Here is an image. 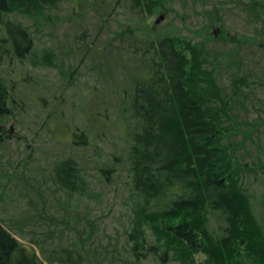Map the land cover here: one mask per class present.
Here are the masks:
<instances>
[{"label": "trees", "instance_id": "obj_1", "mask_svg": "<svg viewBox=\"0 0 264 264\" xmlns=\"http://www.w3.org/2000/svg\"><path fill=\"white\" fill-rule=\"evenodd\" d=\"M173 1L115 0L117 26L95 46L97 76L125 61L135 71L121 81L113 106L126 153L119 161L105 154L98 168L106 183L121 178L126 193L127 209L112 228L109 211L96 213L102 193L76 157L62 154L41 166L31 165L32 148L19 160L5 154L8 121L30 105L18 97L25 82L16 66L55 69L69 76L61 94L71 88L93 46L87 28L75 24L79 33L64 50L38 47L37 35L46 27L52 35L87 6L98 12L104 0H0V264H264V0H234L252 34L231 35L218 47L158 31L150 20L167 16ZM219 8L204 11L202 30L224 33ZM98 17L102 27L111 18ZM70 52L82 57L64 69ZM35 79L42 91L31 99L53 97L44 127L54 140L49 126L61 108ZM94 96L106 107L79 110L83 123L68 118L73 127L62 139L73 146L89 145L93 125L108 124L109 100Z\"/></svg>", "mask_w": 264, "mask_h": 264}, {"label": "rangeland", "instance_id": "obj_2", "mask_svg": "<svg viewBox=\"0 0 264 264\" xmlns=\"http://www.w3.org/2000/svg\"><path fill=\"white\" fill-rule=\"evenodd\" d=\"M115 0H104L102 7H99L97 12L94 7L87 6L85 8V13L81 15L74 21H68L61 25H57L52 31V35L47 34L49 29L46 27L41 34L37 37V46H56L61 45L63 50L70 45H73L74 35L79 33V29H76L74 25L79 24L85 26L88 30V36L85 37V42L92 43L91 51L89 56L84 58V61L79 65L82 53H69L64 61V69L67 68L69 63H72V68L77 64V73L74 75V84L71 88H67L61 94L62 85L61 83L65 80H69V76L66 74L64 78L58 74L55 69H36L31 70L26 64L22 66H16L17 75H22L25 84L18 90V97L21 102H29V107L27 110L19 115L14 121H8L6 125V132L10 135L7 145L8 148L5 154H10L16 160L23 158L30 148L33 149V163L44 166L49 161L58 157L59 155L71 154L80 161L81 166L85 169L87 176L93 184V188L97 192L102 193L100 197V203L95 205L96 213L107 214L105 217L106 222L112 225V228L118 227V222L115 218L117 216H122L126 211V193L124 192L123 186H121V178L113 180L117 172H112V175L108 174L113 180L111 183H106L100 180L98 168L100 167L101 160L104 155H112L114 160H121L126 153L127 142L122 140L121 133L118 130L116 124V117L114 112V104L119 101V96L117 90L124 89L125 84L121 81L126 77L129 81L132 76H134L135 71L130 68L132 67V61H125L124 64L116 66L114 69L112 67V72L106 71L104 77L97 76L96 70L92 68L95 66V46L102 45L104 40L110 36L109 29L116 28V22L113 17H116L112 7ZM88 3V2H87ZM223 3V4H222ZM220 7L218 14L221 16L224 33L219 27H213L208 31L202 30V26L205 23L206 16L204 11L212 10L213 6ZM116 11L120 14L117 16L119 20L124 17L121 15L123 11L122 8H116ZM101 14L103 19L110 15V20H106V27H102V22L98 19V15ZM163 16L155 25L158 31L167 34L182 35L187 38H205L208 40L210 45L219 46L223 39L229 38L231 35H237L239 38L242 35H251L252 26L246 23V14L242 6L234 3V0H175L171 4V10L167 16L163 14H157L153 17L150 22L153 24L155 20ZM205 16V17H204ZM24 24L27 22L22 20ZM75 32V33H74ZM74 33V34H73ZM223 33V35H222ZM209 36V37H208ZM105 57L110 61H113V53L108 50L104 53ZM74 57L73 62H70ZM31 70V71H30ZM31 72V74H25ZM25 74V75H24ZM111 74V75H109ZM35 75V76H34ZM27 76V77H26ZM41 79V83L51 88L50 91L56 95L55 104L60 106V111L57 112L58 118H53L50 122L49 130L52 132V139L49 138V133L45 129V116L48 113V109H51V103L53 102L51 96L45 95L41 96L43 104L39 102L37 98L32 96H39L41 89L38 88L36 84V79ZM99 78L97 81L96 79ZM96 91L99 96L107 98L108 107L110 110V118L108 119V124L106 127L101 129L96 124L93 125L92 131L89 135L90 144L87 146L71 145L66 139L69 129H72L73 125L71 115L75 120H83V115H79V110L81 112L90 111L91 104L98 102L100 107L103 104L98 100H93L94 92ZM61 94V95H60ZM98 97V96H97ZM27 101V102H26ZM106 103V100L104 101ZM112 106V107H110ZM104 107H106L104 105ZM103 107V108H104ZM112 110V113H111ZM91 114L88 115V117ZM99 118V117H98ZM98 120V119H97ZM116 121V122H115ZM264 148V138H262V149ZM6 159V158H5ZM118 164L115 163L113 170L117 169ZM122 168V166H120ZM120 172V171H119ZM122 177L124 172H121ZM93 205V204H92ZM100 214V215H101ZM116 216V217H115ZM20 241L28 245L25 240ZM201 256L197 257L200 260Z\"/></svg>", "mask_w": 264, "mask_h": 264}, {"label": "water", "instance_id": "obj_3", "mask_svg": "<svg viewBox=\"0 0 264 264\" xmlns=\"http://www.w3.org/2000/svg\"><path fill=\"white\" fill-rule=\"evenodd\" d=\"M162 18H163V16L160 15V17H159L158 19L155 20V23L159 22V20L162 19Z\"/></svg>", "mask_w": 264, "mask_h": 264}]
</instances>
